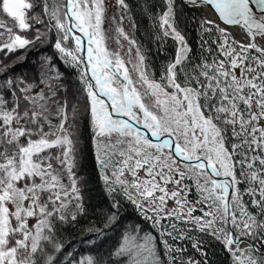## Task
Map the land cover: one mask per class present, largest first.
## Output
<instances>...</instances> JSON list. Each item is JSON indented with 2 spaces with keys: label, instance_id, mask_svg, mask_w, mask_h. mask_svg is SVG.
<instances>
[{
  "label": "snow or ice",
  "instance_id": "snow-or-ice-1",
  "mask_svg": "<svg viewBox=\"0 0 264 264\" xmlns=\"http://www.w3.org/2000/svg\"><path fill=\"white\" fill-rule=\"evenodd\" d=\"M141 12L159 74L127 0H0V264H264V0Z\"/></svg>",
  "mask_w": 264,
  "mask_h": 264
},
{
  "label": "trees",
  "instance_id": "trees-1",
  "mask_svg": "<svg viewBox=\"0 0 264 264\" xmlns=\"http://www.w3.org/2000/svg\"><path fill=\"white\" fill-rule=\"evenodd\" d=\"M127 2L130 4L132 8V17L135 18V21L138 25V30L136 31V36L138 38L144 39L145 40V46L151 49V59L153 60V67L157 69V74H159V67L165 60V56L163 54H157L156 47L154 44L148 45L147 44V37H146V28L151 27V23L149 20H147L144 15L141 12V3L142 0H127ZM188 15H195L197 18L199 17L197 13H192ZM194 25L189 24V38H193L195 36V33L191 31L192 27ZM52 50L50 48L45 50V54L51 55ZM37 59V56L35 53H33L29 57L30 63L35 62ZM21 69H17V71H20ZM24 71H28V68H24ZM70 75L68 76V79L73 81V83L76 80V74L72 72V70H69ZM71 95V93L69 94ZM82 100V98H81ZM82 110V109H81ZM83 129V123L81 125ZM80 145L82 148L81 152V158H80V163L82 165V174L86 179H89V184L88 188L89 191L87 193V203L92 207L95 208L96 211L100 210H105L107 208V204L105 203L104 200V195L103 192L97 182L95 171H94V155H93V144L91 140L90 133L86 130L83 129V136L80 141ZM126 213V219L123 220L121 223L122 224H129V223H141L142 227L145 228V230H149V225L147 222H144L142 220H139V218L136 216L135 212L131 208L130 205H126L124 209H122V214ZM93 220L94 218L92 217L91 213L88 219H86L83 223V227L88 226V221ZM109 235L115 239L116 237L119 236V228L116 230L110 231ZM80 239L81 236L78 234L76 230H69L68 232L65 233V240L66 241H75L74 247L79 248L80 247ZM111 243V241L109 242ZM187 247V245H186ZM209 256L211 258V261L213 264H225V253L222 251V249L216 245L214 242L208 247L207 249ZM189 252H191V249L189 247Z\"/></svg>",
  "mask_w": 264,
  "mask_h": 264
},
{
  "label": "rangeland",
  "instance_id": "rangeland-1",
  "mask_svg": "<svg viewBox=\"0 0 264 264\" xmlns=\"http://www.w3.org/2000/svg\"><path fill=\"white\" fill-rule=\"evenodd\" d=\"M113 11H116V9H113ZM125 26H126V29H127V26H128V20H125ZM154 139V138H153Z\"/></svg>",
  "mask_w": 264,
  "mask_h": 264
},
{
  "label": "bare ground",
  "instance_id": "bare-ground-1",
  "mask_svg": "<svg viewBox=\"0 0 264 264\" xmlns=\"http://www.w3.org/2000/svg\"><path fill=\"white\" fill-rule=\"evenodd\" d=\"M207 15H209V16H211L212 14H210V13H206ZM238 38H239V36H237Z\"/></svg>",
  "mask_w": 264,
  "mask_h": 264
},
{
  "label": "water",
  "instance_id": "water-1",
  "mask_svg": "<svg viewBox=\"0 0 264 264\" xmlns=\"http://www.w3.org/2000/svg\"><path fill=\"white\" fill-rule=\"evenodd\" d=\"M208 13H210L211 14V12H208ZM198 14V16L200 15V13H197ZM238 38V37H237Z\"/></svg>",
  "mask_w": 264,
  "mask_h": 264
}]
</instances>
